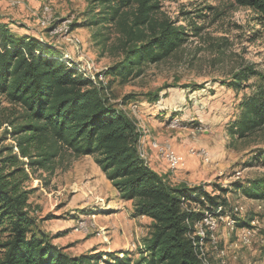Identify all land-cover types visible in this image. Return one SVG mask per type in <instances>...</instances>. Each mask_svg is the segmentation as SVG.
Instances as JSON below:
<instances>
[{
  "label": "rangeland",
  "instance_id": "rangeland-1",
  "mask_svg": "<svg viewBox=\"0 0 264 264\" xmlns=\"http://www.w3.org/2000/svg\"><path fill=\"white\" fill-rule=\"evenodd\" d=\"M15 1L0 0V18L20 32L29 27L41 28L37 34L54 43L64 54H70L69 47H73L74 64L87 76L102 72L122 58L116 48L119 25L87 24L89 13L103 8L99 0ZM117 2L121 1L114 0ZM156 3L155 14L182 26L184 40L169 57L147 62L141 72L135 70L129 76L108 75L105 78L100 74L99 79H104V94L114 105L125 107L140 130H147V135L148 117L158 118L172 141V149L183 159L182 166L188 163L196 167V177L187 183L203 185L211 194L225 198L220 210L226 213L217 214V228L200 241L204 262L264 264V198L244 191L252 179L264 176V160L254 159L264 150V127L244 136L229 130L240 115L241 98L259 81L258 75H250L243 80L242 86L230 85L234 73L247 66L264 73V26L254 8L236 0H156ZM44 5H49L52 11L48 23L43 22ZM136 7L137 3L131 0L122 10H128L131 15ZM53 26L59 31L51 30ZM105 37L109 38L104 44L101 41ZM67 57L64 55V60ZM20 111L18 105L0 94V121H3L0 150L3 149V155L9 152L10 146L20 154L16 137L9 132L12 130L10 121ZM147 135L140 148L145 156ZM152 140L160 142L157 138ZM196 147H206L210 160L206 162L193 153ZM19 157L24 161L28 159L27 156ZM78 159L63 152L53 170L25 165L29 178L24 184L32 188L30 210L38 226L69 253L110 251L114 237L107 227L101 226L96 216L99 210L107 208L99 204L104 203L105 198L97 196L90 204L82 201V195L91 193L87 186L94 179L90 178L92 170ZM85 169L88 172L82 175ZM94 201L97 202L92 204ZM109 212L110 227L123 226L120 231L124 249L118 250L120 257L127 251L130 262L135 264L134 261L143 255L149 256L145 243L150 236L152 218L136 216L130 210L115 206ZM226 217L235 219L234 229L228 225ZM82 218L87 222L85 229L79 227ZM113 261L101 260L100 264H115Z\"/></svg>",
  "mask_w": 264,
  "mask_h": 264
},
{
  "label": "trees",
  "instance_id": "trees-1",
  "mask_svg": "<svg viewBox=\"0 0 264 264\" xmlns=\"http://www.w3.org/2000/svg\"><path fill=\"white\" fill-rule=\"evenodd\" d=\"M99 1L103 8L89 13L87 24L119 25L116 48L122 58L96 75L87 76L70 54L44 36L19 33L0 18V94L21 108L9 123L12 130H6L16 137L20 154L13 146L5 155L0 150V264H100L111 259L132 264L127 251L120 257L116 249L70 254L38 226L30 210L32 188L24 184L29 178L25 165L53 170L63 152L71 158L92 154L120 196L132 200L134 214L152 218L145 243L150 254L135 264H206L195 225L207 212L226 213L220 210L225 198L203 185L171 184L152 168L139 148L142 129L125 107L110 102L104 79H99L100 74L129 76L147 62L169 57L184 40L183 28L155 14L156 0H134L131 15L122 10L131 0ZM236 1L254 8L264 26V0ZM250 75L259 81L241 98L240 115L229 129L238 136L264 127V73L247 66L234 73L230 85L242 86ZM260 158L264 160V150L254 156ZM249 184L247 194L264 198V176Z\"/></svg>",
  "mask_w": 264,
  "mask_h": 264
},
{
  "label": "crops",
  "instance_id": "crops-1",
  "mask_svg": "<svg viewBox=\"0 0 264 264\" xmlns=\"http://www.w3.org/2000/svg\"><path fill=\"white\" fill-rule=\"evenodd\" d=\"M26 26L28 25L26 24ZM14 30L22 34L39 35L37 34L38 33L37 30L40 31L42 29L29 27V29L23 32H20V30L18 31L16 29ZM69 48L71 50H68V53H70V55L71 54L76 55L74 48L73 47H69ZM147 120H148V131H149L147 135L148 140H150L151 138H157L161 141H166V140L170 141V137L166 136V132H165L166 129L162 128V122L158 121V118L156 119L154 115H151L148 117ZM145 145H146L145 151L147 155L146 159L148 163L152 168H154L159 173L166 174L167 175L166 179L169 181V183L175 184V181L187 182V180L196 177V173H195L196 167H193L191 164L187 163L185 167L181 166L179 169L173 170L169 167L167 161L158 153V151L149 145V142L148 145L147 144ZM78 160H80V163H85V166L89 167L90 170H92L90 178L94 179V181L89 183L87 186L88 189L91 190V193H88L87 195H82L84 196L82 201H84V203L86 204H90L89 202H91L97 196H101V197L103 196V198H105V202L104 203L99 202V204H103L107 208L104 207L102 208V210H99L96 213V216L98 217L99 222L102 223L101 226L107 227L108 233H111L112 237H114L111 245H109V247L112 248L111 250L124 249L123 246L124 244H121L123 237L120 231L123 228V226L117 228L112 224V226L114 227H110L109 224L111 219L110 217L111 213L109 211H112V208L115 206L116 208L118 207L119 209L124 208L125 211L130 210V212L132 211V214H134V207L132 200H128L120 196L119 191L112 184V181L107 177L106 173L101 169L99 164L95 161V158L92 154L81 155V157L79 156ZM87 172L88 170L85 169L84 171H82V175L86 174ZM102 185H104L103 188ZM95 202L97 201H94L92 204H94ZM137 216H144V215H137Z\"/></svg>",
  "mask_w": 264,
  "mask_h": 264
},
{
  "label": "bare ground",
  "instance_id": "bare-ground-1",
  "mask_svg": "<svg viewBox=\"0 0 264 264\" xmlns=\"http://www.w3.org/2000/svg\"><path fill=\"white\" fill-rule=\"evenodd\" d=\"M15 2H18V3H19L20 1L17 0V1H15ZM42 9H43V10H42V16L44 17L43 22H44V23H48V21L51 19V18H50L51 15H52V13H51V12H52V11H51V7H50L49 5H44ZM55 26H56V25H55ZM55 26H54V27H55ZM54 27H52L51 30H53ZM63 29H64V27H63ZM67 30H68V28L65 27V33H66ZM54 31L57 32V31H59V30H57V28H54ZM63 32H64V31H63ZM66 34H67V33H66ZM66 34H65V35H66ZM143 132H144V133H143ZM146 132H147L146 129H142L141 138H140V142H139V148H141V146L144 145L145 140H147V139H146V135H147ZM149 143L152 144V145L154 146L153 143H159V142H158L157 140H152V141L149 140ZM154 147H155L156 149H158L156 146H154ZM158 151H159V153H160L163 157H165V158L168 160V163H169L170 167H171V168H175V164H174L173 162L170 161V158H168L167 155H165V151L160 150V149H158ZM192 152L195 153L196 155L200 156V157H201L204 161H206V162L209 161L210 158H211V156H210V152H209V150H208L206 147H196V148H194V149L192 150ZM172 153L174 154L175 157H180V156L178 155V153L175 152L173 149H172ZM142 154H143V156H145L143 152H142ZM145 157H146V156H145ZM209 157H210V158H209ZM181 161L183 162V159H182V158H181ZM214 216H215V217H218L217 214L207 212V213L205 214V216L203 217V219H201L200 221H198V222L196 223V225H195V228H196L195 233L198 234L201 238L206 237L209 233H210V234L213 233V231L217 228V225H218V220H217V218L213 220V225H212L211 223L208 222V219H209L210 217H214ZM219 216L223 217V215H219ZM226 221H227L228 225H230V227H231L232 229L235 228V225H234L235 219H233V218H227V217H226ZM77 226H78V225H77ZM79 227H80V228H84V229L88 227V226H87V222H86L85 219H83V218L80 219V221H79ZM213 228H215V229L213 230ZM244 238L247 240L246 233H244Z\"/></svg>",
  "mask_w": 264,
  "mask_h": 264
},
{
  "label": "built area",
  "instance_id": "built-area-1",
  "mask_svg": "<svg viewBox=\"0 0 264 264\" xmlns=\"http://www.w3.org/2000/svg\"><path fill=\"white\" fill-rule=\"evenodd\" d=\"M54 27V26H53ZM55 28V27H54ZM154 146H156L158 149L165 151V155H167L168 158H170V161L175 164V169L181 167L182 161L181 157H175L174 154L172 153V145L170 141H161L159 143H153ZM217 217H210L208 219V222L213 225V220L216 219ZM215 228H213L214 230ZM247 237V234H246Z\"/></svg>",
  "mask_w": 264,
  "mask_h": 264
}]
</instances>
